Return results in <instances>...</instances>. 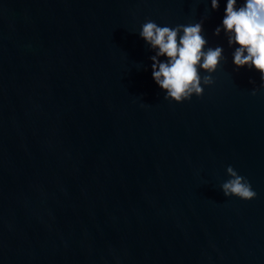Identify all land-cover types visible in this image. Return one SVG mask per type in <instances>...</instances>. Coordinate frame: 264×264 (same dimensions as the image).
<instances>
[{
  "label": "water",
  "instance_id": "95a60500",
  "mask_svg": "<svg viewBox=\"0 0 264 264\" xmlns=\"http://www.w3.org/2000/svg\"><path fill=\"white\" fill-rule=\"evenodd\" d=\"M226 4L0 0V264H264V89L214 35ZM202 18L214 83L165 100L141 26Z\"/></svg>",
  "mask_w": 264,
  "mask_h": 264
},
{
  "label": "clouds",
  "instance_id": "9594fccd",
  "mask_svg": "<svg viewBox=\"0 0 264 264\" xmlns=\"http://www.w3.org/2000/svg\"><path fill=\"white\" fill-rule=\"evenodd\" d=\"M218 7L219 0H211L212 10ZM205 19L175 27L159 26L146 20L141 26L140 37L155 53L150 57L152 77L165 91V100L179 104L190 100L193 95L200 97L203 94L201 85L208 87L214 83L212 74L224 60V49L216 46L205 50ZM222 31L228 46L235 47L233 63L236 69L254 68L260 73V89H264V0H243L240 7H237V0H227L222 25L215 29L214 35L218 37ZM200 70L206 75L201 77ZM258 91L253 88L251 95L256 96ZM226 172L230 178L221 185L226 198L237 197L242 201L256 198V192L245 177L231 166Z\"/></svg>",
  "mask_w": 264,
  "mask_h": 264
}]
</instances>
